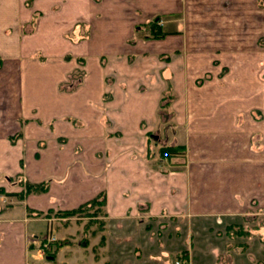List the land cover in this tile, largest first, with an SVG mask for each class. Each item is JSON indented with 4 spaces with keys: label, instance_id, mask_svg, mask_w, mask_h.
Returning a JSON list of instances; mask_svg holds the SVG:
<instances>
[{
    "label": "crops",
    "instance_id": "obj_1",
    "mask_svg": "<svg viewBox=\"0 0 264 264\" xmlns=\"http://www.w3.org/2000/svg\"><path fill=\"white\" fill-rule=\"evenodd\" d=\"M176 1L45 0L26 7L14 0L0 12V188L9 191L0 192V201L9 203L0 205V264H169V243L176 248L181 230L141 227L158 225L163 217L184 222L186 263L192 264L194 220L220 228L257 219L248 217L251 208L264 214L260 70L240 71L234 55L241 51L225 46L235 42L226 38L207 41L206 49L194 50L196 58L184 48L173 68L149 67L150 46L138 31L155 15L182 12ZM262 10L257 16L264 18ZM35 12L44 15L28 50L18 30ZM78 23L90 28L81 44L75 42ZM189 37L183 39L192 43ZM257 51L242 55L257 60ZM198 67V77L209 70L216 78L215 94L205 95L211 83L200 86L198 95L185 85ZM76 70L83 73L78 85L62 89ZM244 73L257 83L250 81L240 94ZM166 88L177 95L168 106L180 119L167 122L182 133L183 164H177V154L155 157L146 143L160 124L156 111ZM242 95L248 96L241 100ZM12 175L21 182L6 184ZM25 182H44L48 189L20 196ZM100 196L105 204L96 216L57 215ZM49 229L59 241L54 258L46 260L38 248Z\"/></svg>",
    "mask_w": 264,
    "mask_h": 264
},
{
    "label": "rangeland",
    "instance_id": "obj_2",
    "mask_svg": "<svg viewBox=\"0 0 264 264\" xmlns=\"http://www.w3.org/2000/svg\"><path fill=\"white\" fill-rule=\"evenodd\" d=\"M18 3L21 6L31 7V5H35L36 3L44 4L45 0H17ZM238 1H240L242 4L238 7ZM15 4L14 0H0V12L3 10H6L5 7H9L10 5ZM236 4V5H235ZM176 7L182 12H177L178 14H171L164 16L163 15H155V17H152L150 20H148L145 25L140 27L139 35L145 38V43L150 46V56L153 57L151 59H146V62H150L149 67H158L157 64L160 63V67L162 69L166 68H173L175 66H178L180 64L181 60L180 58L182 56L181 53L185 51L184 48H187L188 50H193V53H190L191 56L194 58L197 57L194 50L206 49V42L207 41H213V40H219L224 39L229 41L235 42H225V46H231L239 51H241V55L235 58H240L239 60V66L238 69L240 71H243L244 69H249V67H253L256 72H258L259 76L258 78L260 80H263L264 82V36L261 33H264V18L261 16L263 15L264 9V0H257V4L254 3V0H177L176 1ZM187 7V9H186ZM188 11V12H187ZM3 16H5V13H2ZM42 16L44 13L41 14ZM261 15V16H257ZM42 16H40V12H35L34 15L26 20L25 22H22L19 25V34L21 36L20 32H24L23 37V44L27 45V49L30 50L32 47V39L33 35L36 33V29H38V26L40 25L42 21ZM4 18L0 19V22L3 21ZM19 24V23H18ZM9 26V25H6ZM79 26V33L78 38H76L75 42L77 44H81V38L86 36L87 32H84V30L90 31V28L84 25V23H81V25L76 24V28ZM13 28V25H12ZM18 28V27H17ZM5 26L3 29V33L5 32ZM39 30V29H38ZM37 30V31H38ZM12 32L11 27H8L7 33ZM84 33V35H83ZM15 32L12 36H14ZM185 34H188L190 36L189 40L191 42L184 41L183 37ZM32 35V36H29ZM69 35L66 34V38H69ZM83 35V36H82ZM88 35V34H87ZM262 39H260V37ZM28 37V38H27ZM89 38V35L88 37ZM260 39V41L254 42L256 39ZM28 39V40H27ZM238 39V40H237ZM30 41V42H28ZM237 41V42H236ZM253 42V43H251ZM191 43V46L189 47ZM153 44V45H150ZM78 46V45H77ZM179 46H182L180 48ZM187 46V47H186ZM154 47L155 51H152ZM87 48V47H86ZM86 48H82L80 50H85ZM258 50V54L260 56H257L259 59H252L246 58V56L242 55L244 51L248 50ZM32 50V49H31ZM1 52V48H0ZM158 52V53H157ZM161 52V53H159ZM78 53V52H77ZM153 55V56H152ZM120 59V58H119ZM142 61L143 59H138ZM160 60V62H159ZM238 61V60H237ZM152 62L155 64L153 65ZM82 67V65H80ZM165 66V67H164ZM82 69V68H80ZM202 71V68L198 67V69L194 68L192 70V74L187 75L186 83L192 85L194 88L193 94H200L201 89L200 86L205 84H210V87L206 91L205 95H212L215 94L217 91V88L212 85H216L214 82H216V78L212 77V72L207 71L206 74L203 73V76L198 77ZM200 72V73H199ZM226 72V71H225ZM224 74V72H221ZM81 70H76L74 73H70V75L67 77V79L62 83V89L66 91H70L73 88H75L80 78L83 76ZM210 74V75H209ZM221 74L220 76H223ZM245 74V73H244ZM197 77V78H195ZM221 78V77H220ZM229 78H232L231 76ZM224 79L221 78V80ZM256 77L249 76L248 74H245L241 77L240 81V94L243 93L246 89H248V84L251 82L257 83L255 80ZM188 80V82H187ZM254 80V81H252ZM228 82L230 83L231 80L228 79ZM225 84V83H222ZM230 85H233V83H230ZM189 87V86H188ZM187 87V88H188ZM230 87V86H229ZM229 87L227 89H229ZM233 87V86H232ZM171 88V87H170ZM167 89V88H166ZM232 91H234L231 88ZM166 91V90H165ZM174 89H167V92L162 94V98L159 105V108L156 111V119H160V124H158V127L156 128L154 126V129L152 130L153 133L149 135V138L146 143L149 141L150 149L149 152H152L155 157H159L160 153V147L164 144L169 145H178L180 147H183L179 149V152L171 154L170 156H177V164L184 163V154H185V146L181 144L182 142V133L181 131H175L173 128V125L169 124L167 121L171 119V123L173 119H180L178 118V113L175 112V110H172L173 107L168 104L172 103L177 98V95L174 94ZM163 93V92H162ZM245 96L248 95H242L241 100L245 98ZM173 98V99H172ZM33 99H39L38 96L33 97ZM31 101L32 105L37 104L36 100ZM34 103V104H33ZM38 106V105H37ZM198 106H194V109L198 112ZM39 112L43 113L42 107H38ZM124 109L121 108L119 113H121ZM41 113V114H42ZM118 113V114H119ZM167 117V118H166ZM146 119V118H145ZM164 119H167L164 121ZM158 135V136H157ZM160 157H163L162 155ZM156 162H159L156 161ZM161 164L168 165L169 161L167 160H161ZM5 179V178H3ZM19 179V181H18ZM8 180V179H7ZM10 181H7L6 184H12V182L15 181L21 182L20 178L17 176L12 175L9 178ZM23 183V182H22ZM22 185V184H21ZM6 191L4 193L6 196H8V192L6 189V186L1 187ZM23 189H25V186L23 185ZM19 195H21L19 193ZM23 196V194L21 195ZM100 199L103 197L100 196ZM5 200L0 201V205L9 204L8 202H4ZM98 206H92L90 208V211H98ZM254 207V206H253ZM88 211V214L91 213ZM101 211V210H100ZM99 212V211H98ZM262 210H259V208H251L250 213L252 215H248V217H254L253 215H256L258 217L257 219H245V220H239L233 222L231 224H234V229L228 230L226 226H222L220 228L212 227L209 228L210 223H203L202 221H193V232H192V240H193V246L192 251L193 252V258H192V264H201L202 261H216L217 264H264V253L261 249H264V214H261ZM261 216V217H260ZM161 220V223L157 225V222H145L141 225V227L144 226H151L154 224L155 226L159 227L160 232L164 229L169 230H181V234L177 236V244L176 248H173V244L169 243V250L170 256L168 257L169 260L167 261L169 264H188L186 262H189V254L190 249L185 248L184 241L189 240V235H186L185 237V229L183 228L184 224L183 221L179 220H170V219H164V217ZM243 225L245 230L247 231L246 234L241 233L240 231H237V226ZM182 229H181V228ZM43 230L46 228L44 225H42ZM177 228V229H176ZM188 228V227H187ZM237 228V229H236ZM46 231V230H45ZM240 232V233H239ZM49 233L52 235H55L57 240L48 242V239L46 243H48L47 246L44 245V241L46 240L44 237L48 238L47 235ZM168 234V233H167ZM45 235V236H44ZM43 237H41L40 246L38 248L39 252L45 257L44 259L47 260V258H51L52 255L54 258L55 251H57L58 236L51 231L50 229L44 233ZM159 236L162 238L161 233ZM165 238V236H163ZM185 238V239H184ZM208 243V245H207ZM190 245V243H189ZM219 245V246H218ZM208 248H216L214 252H204V250H207ZM182 249L184 251L188 252V259L184 258L181 259L179 257V254L181 253ZM204 254V257L202 258V253ZM208 253V254H207ZM214 255H212V254ZM141 254V253H140ZM51 257H50V256ZM205 256H208V258H205ZM213 256V257H212ZM147 257V256H146ZM34 256H31V261L35 260ZM188 260V261H186ZM179 261V263H178ZM60 264H64L63 262H60Z\"/></svg>",
    "mask_w": 264,
    "mask_h": 264
},
{
    "label": "trees",
    "instance_id": "obj_3",
    "mask_svg": "<svg viewBox=\"0 0 264 264\" xmlns=\"http://www.w3.org/2000/svg\"><path fill=\"white\" fill-rule=\"evenodd\" d=\"M1 63H2V61H1V58H0V64ZM181 148H183V147H180L178 145L166 144V145H162L160 147L159 153H160V156L162 155L163 157L170 156L171 154L179 152V149H181ZM46 184L47 183H44V182L40 183V184H34V183H30V182H25V189L20 194L24 195L25 193L32 192V191H46L48 189ZM0 192H4V189L0 188ZM104 204H105L104 203V198L100 199L99 197H97V198L93 199L92 202H90V204L81 205V206H79L77 208L70 209V210L59 211V212H57V215L58 216H79V215L82 216V215H88V211H90V208H92V206H95V205L98 206L99 205L100 208H98V211L100 212L101 205H104ZM98 211H96V212L94 210L90 211L91 213H89V215L96 216L99 213ZM234 227H236V226H234V224H231V223L226 226V228L228 230L234 229ZM237 228H236L237 231H240L241 233H244V234L247 233V231L245 230L243 225H238ZM187 256H188V252L184 251V250H182L181 253L179 254V257L181 259L187 258ZM52 257H53V255H52Z\"/></svg>",
    "mask_w": 264,
    "mask_h": 264
},
{
    "label": "built area",
    "instance_id": "obj_4",
    "mask_svg": "<svg viewBox=\"0 0 264 264\" xmlns=\"http://www.w3.org/2000/svg\"><path fill=\"white\" fill-rule=\"evenodd\" d=\"M47 235H49V233L47 234ZM45 236V235H44ZM48 238H46V236L44 237L46 240L44 241V245L45 246H47L48 245V243H46V241H47V239H48V242H50V241H56L57 240V238H56V236L55 235H52L51 233H50V235L49 236H47ZM42 242V241H41ZM178 263H179V261H178Z\"/></svg>",
    "mask_w": 264,
    "mask_h": 264
}]
</instances>
